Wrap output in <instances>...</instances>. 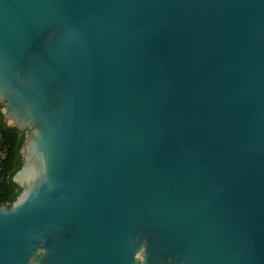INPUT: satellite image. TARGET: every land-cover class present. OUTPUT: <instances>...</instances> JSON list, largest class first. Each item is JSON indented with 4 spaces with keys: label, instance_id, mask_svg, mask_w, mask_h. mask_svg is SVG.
I'll use <instances>...</instances> for the list:
<instances>
[{
    "label": "water",
    "instance_id": "water-1",
    "mask_svg": "<svg viewBox=\"0 0 264 264\" xmlns=\"http://www.w3.org/2000/svg\"><path fill=\"white\" fill-rule=\"evenodd\" d=\"M0 116V264H264V0H0Z\"/></svg>",
    "mask_w": 264,
    "mask_h": 264
},
{
    "label": "trees",
    "instance_id": "trees-1",
    "mask_svg": "<svg viewBox=\"0 0 264 264\" xmlns=\"http://www.w3.org/2000/svg\"><path fill=\"white\" fill-rule=\"evenodd\" d=\"M22 134L7 127L0 116V204L8 205L19 191L11 180L13 172L19 166L18 148Z\"/></svg>",
    "mask_w": 264,
    "mask_h": 264
}]
</instances>
